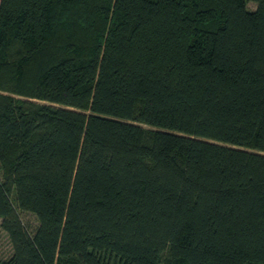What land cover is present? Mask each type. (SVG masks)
<instances>
[{
    "label": "trees",
    "instance_id": "1",
    "mask_svg": "<svg viewBox=\"0 0 264 264\" xmlns=\"http://www.w3.org/2000/svg\"><path fill=\"white\" fill-rule=\"evenodd\" d=\"M0 217V264H264V0H0Z\"/></svg>",
    "mask_w": 264,
    "mask_h": 264
},
{
    "label": "rangeland",
    "instance_id": "2",
    "mask_svg": "<svg viewBox=\"0 0 264 264\" xmlns=\"http://www.w3.org/2000/svg\"><path fill=\"white\" fill-rule=\"evenodd\" d=\"M248 7L250 9H254L255 3L250 1L248 3ZM20 216L26 224L32 227L37 224V219L35 215L30 212H21ZM0 222H1V217H0ZM11 254H12V245L10 239L7 233L0 226V258L7 259L11 256Z\"/></svg>",
    "mask_w": 264,
    "mask_h": 264
}]
</instances>
